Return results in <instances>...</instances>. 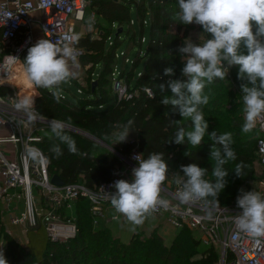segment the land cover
Instances as JSON below:
<instances>
[{
    "label": "trees",
    "instance_id": "obj_1",
    "mask_svg": "<svg viewBox=\"0 0 264 264\" xmlns=\"http://www.w3.org/2000/svg\"><path fill=\"white\" fill-rule=\"evenodd\" d=\"M89 6L98 17L110 25V28L107 31L102 29L97 34L88 32L81 35L78 44L81 50L79 63L90 74L89 86L84 91L85 96L79 98L77 102H72L60 95L61 99L57 102L50 90L42 88L41 93L35 98V108L39 116L48 120L53 118L70 120L71 126L88 132L107 146L110 145L109 138L113 137L117 125L126 124L131 119L134 121L132 131L137 132L138 138L124 143L121 148H114L121 156L127 157L133 149H138L144 158L151 152H163L165 160L175 163L179 174L183 175L181 166L194 163L207 169L206 178L212 179L213 163L210 160L212 141L206 135L197 148L188 143L182 145L169 143L178 129V125L172 121H180L179 126L185 129L191 128V121L183 120L178 110L160 103L163 95H171V92L166 90L164 94L160 93L158 85L166 83L169 79H183L184 65L178 48L181 46L180 31L186 26L172 20V15L178 9V0L137 1L138 12L143 18L147 11L151 13L150 41L146 51L145 67L137 78L136 85L130 87L133 72L126 75L123 71L121 74L122 78H126L129 91L132 93V98L121 100L113 94L111 87L112 74L119 59L116 48L119 41L118 38L112 37V33L113 25L117 22L122 31L126 26L131 30L130 6L126 0H90ZM141 25H144L143 21ZM133 34L136 37V32ZM240 51L247 54L243 44ZM99 64H102L100 69ZM169 67L174 70L172 77L164 75V69ZM238 71L239 66L230 69V77L238 89L227 87L229 81L227 78L217 79L205 88L209 103L203 106L202 110L209 124V133L217 130L218 134L225 132L232 134L231 146L237 160L230 161L225 168L232 172L237 163L243 162L246 165L245 174L248 175L254 170L255 155L259 163L256 148L259 132L254 129L250 133H243L242 114H226L236 105H240V86L247 82L238 79ZM7 82L18 86L20 97L35 96L38 92L35 86L27 81L21 61L14 66ZM145 87L151 88L153 97L146 94ZM0 92L3 95L15 94L14 89L8 87H1ZM67 134L75 141L76 153H71L66 144L52 136L50 128L39 143L48 158L51 174H58L66 183L82 181L88 187L95 188L122 170L124 161L117 153L106 152L99 156L95 153L91 139L68 129ZM54 145H59L62 149V155L59 157L50 150ZM228 194L232 200L223 203L220 193L217 205L227 206L236 203L240 194L239 187L231 188ZM75 214L79 233L68 243L52 244L48 241L47 249L39 255L40 250L34 241L28 240L27 246H23L5 230L0 229V251L3 252L8 264H219L218 250L203 246L192 232L195 244L204 250L197 260H190L185 256L191 241L187 235L189 231L187 228L181 229L170 246L164 242L158 230H154L146 239L133 234L128 242H123L115 237L109 228L92 226L86 201L79 203ZM40 230L41 228H33L28 232L39 234Z\"/></svg>",
    "mask_w": 264,
    "mask_h": 264
},
{
    "label": "clouds",
    "instance_id": "obj_2",
    "mask_svg": "<svg viewBox=\"0 0 264 264\" xmlns=\"http://www.w3.org/2000/svg\"><path fill=\"white\" fill-rule=\"evenodd\" d=\"M175 23L199 25L207 34L202 42H193L190 38L183 41L178 52L183 61V79H169L158 85L160 93L170 90L171 95H163L160 103L178 110L183 120L191 121V128L185 129L180 121L174 137L169 143L182 145L188 143L193 148L201 145L207 135L212 141L210 160L212 179H207L208 170L197 164L181 166L183 175H177L180 185L176 199L181 204L203 201L217 204L219 194L225 189L229 171L225 165L236 161L232 148L233 138L230 132L218 134L217 130L208 132L209 124L203 113V106L209 103L205 88L214 81L225 80L233 66H239L238 79L242 83L240 100L243 105L242 132H252L258 123L264 126V0H178V9L172 15ZM88 31L95 27V17L87 19ZM81 34L66 32L61 39H39L28 48L22 62L23 73L29 83L37 88L48 89L59 102L62 84L77 79L80 68L78 48ZM247 49L243 54L241 45ZM15 64L20 61L9 56ZM164 75L172 77L173 68H165ZM150 97L151 89L144 88ZM17 111L26 114L30 123H35L38 113L35 97L24 95L14 102ZM134 121L117 125L113 133L112 145L126 141L132 131ZM71 122L53 118L49 120L51 135L67 145L71 153H76L75 141L67 134ZM57 157L62 155L59 145L51 149ZM27 157L35 162H42L39 149H26ZM134 159L138 166L132 169V180L119 179L114 182L115 192L109 194L110 204L118 216H122L131 229L141 226L145 220L159 209H167L170 201L161 196L162 185L168 178V164L163 152H151L147 158L143 154ZM243 162L237 163L234 173L237 177L245 176ZM236 205L242 211L234 216L237 230L252 238H264V193L240 190ZM118 218V217H117ZM0 264H8L0 251Z\"/></svg>",
    "mask_w": 264,
    "mask_h": 264
},
{
    "label": "built area",
    "instance_id": "obj_3",
    "mask_svg": "<svg viewBox=\"0 0 264 264\" xmlns=\"http://www.w3.org/2000/svg\"><path fill=\"white\" fill-rule=\"evenodd\" d=\"M89 5L90 0H0V76L7 77L12 69L9 56L23 62L28 48L39 39L56 41L66 32L77 33L76 23L83 21ZM36 12L40 14L37 18ZM36 28L39 29L37 35ZM227 76L230 77V71ZM1 87L14 89L13 83L4 80H0ZM111 87L118 100L132 98L128 84L121 75L117 76V67L112 74ZM79 92H83L81 87ZM19 97V93L11 96L0 92V146H7L9 152L0 147V216L5 232L13 236L10 226L18 227L24 234L30 226L43 228L50 243H68L79 233L75 211L81 201L88 205L94 228L119 220L121 216L112 208L108 193L115 192V181H131L132 178L120 171L95 188L82 181L64 186L52 184L48 158L39 146L43 135L37 133L49 125V120L38 115L35 123H30L26 114L14 107ZM256 129L259 132L258 160L264 167V126L258 123ZM29 147L39 149L42 162L27 157ZM116 153L124 163L132 162L134 168L138 166L134 159L141 154L138 149H133L127 157ZM176 179H170V186L162 185L161 196L171 202L170 206L148 218H161L178 229L187 228L203 246L218 250L220 264H264V238H252L235 227L234 216L242 211L236 203L227 206L203 201L181 204L175 195L180 189ZM254 190L264 193V178Z\"/></svg>",
    "mask_w": 264,
    "mask_h": 264
},
{
    "label": "rangeland",
    "instance_id": "obj_4",
    "mask_svg": "<svg viewBox=\"0 0 264 264\" xmlns=\"http://www.w3.org/2000/svg\"><path fill=\"white\" fill-rule=\"evenodd\" d=\"M127 3L130 6V11H131V22L132 26L131 30H129V26H126L125 30L122 31L119 35H117V30L119 28V23H115L113 25V33L112 37L113 38H118V45H117V53L119 55V59L117 62V76L121 75L123 71H125L126 75L129 73L133 72V77L131 78L130 81V87L133 88L136 85L137 78L139 77L140 73L144 70L145 63H146V51L148 47V43L150 41V19H151V13L150 11H147L145 13V17L141 16L138 12L137 9V1L138 0H126ZM89 16H94L95 17V27L93 31H88L87 29V19ZM144 22V25H141V22ZM110 28V25L103 20L102 18L98 17L93 10L90 9V6L87 8L84 19L82 22H77L76 23V30L77 33H80L81 35H84L88 32H92L94 34H97L100 30L106 29V31ZM144 30V32H143ZM202 28L199 25H187L180 31V37H181V46L183 45V41L185 39L190 38L193 42L200 43L202 42L205 38H207V34L202 32ZM134 32H136V37H134ZM143 32V41L141 42V34ZM39 33V29L36 28V35ZM81 53V51H80ZM27 56V54H26ZM25 56V58H26ZM139 58V60H137ZM181 58V56H180ZM182 60V58H181ZM102 64H99V69ZM79 76L77 79L71 80L68 83L62 84L60 87V95L65 96L68 100L72 102H77L79 98H82L85 96L84 91L88 88L89 86V78L90 74L86 70V68H80L78 69ZM229 81L227 84V87L236 90L238 89V86L233 82L231 77L228 78L226 77ZM124 82H126V78H122ZM80 87L82 88L83 92L80 93L79 89ZM14 88V93L18 94L19 89L18 86L13 84ZM37 93L35 94V98L41 93L42 88H37ZM137 93V91H136ZM243 105L242 102L240 105H236L233 110L229 113H226L227 115H235V114H242L243 116ZM39 123H37L38 125ZM49 129V125L39 129L37 132L39 135H44L46 134L47 130ZM256 129V128H255ZM7 130V129H6ZM5 130V132H6ZM136 131H130L126 141L116 143L112 145L113 139L112 137L110 139V145L108 144V147L101 144L100 142H97L95 140H92L94 143L95 147V153L99 156L103 155L106 152H114L116 150H113L114 148H121L122 145L126 142L132 141V139L135 137ZM90 139V138H89ZM2 150L7 152V146L2 145L0 146ZM9 153V152H7ZM255 155V154H254ZM167 164H169V178L171 180L177 178V175L179 174L178 169H176L175 163L170 160H166ZM214 163V162H212ZM254 170L250 172L248 175H245L243 177H237L235 173L229 172V176L226 178L228 183L225 187V189L221 192V198L223 203H229L232 199L229 198L228 191L237 186L239 189H243L244 191H251V188L254 187L260 180L264 178V167L260 165L257 161L256 155L254 159ZM3 222L1 221L0 218V229H4L3 227ZM115 227L117 228V231L120 235V238L124 241L128 240L129 238V233L131 226L128 224L126 226H121L119 224H116ZM147 227L152 228L154 230H159L160 234L164 238V242L170 246L172 240L174 237L177 236V234L181 231V229H178L168 222L164 220H150V221H145L139 228H144ZM11 231L13 232V238L18 241L20 244L23 246H27L28 240L34 241L37 246L39 251V255H42L44 251L48 247V238L46 235V232L44 231L43 228H41L39 234H35L33 232H28L27 234H24L18 227H11ZM138 236H142L145 239L148 238L146 236H149V233H135ZM187 235L190 236L191 241L189 242V247L188 251L186 252L185 256L189 258L190 260H197L200 258V253L204 248L200 247L199 245L195 244V241L192 239V233L190 231H187ZM220 264V261H219Z\"/></svg>",
    "mask_w": 264,
    "mask_h": 264
},
{
    "label": "crops",
    "instance_id": "obj_5",
    "mask_svg": "<svg viewBox=\"0 0 264 264\" xmlns=\"http://www.w3.org/2000/svg\"><path fill=\"white\" fill-rule=\"evenodd\" d=\"M39 13L38 12H36L35 14H34V16L37 18V17H39ZM138 138V135H137V132L135 133V137L132 139V140H136ZM134 163H132V162H128V163H124V166H123V168H122V174L123 175H125V177H128V178H132V169L134 168ZM164 185H167V186H170L171 185V181H170V178L168 177L167 179H166V181L164 182ZM150 220H164V219H161V218H147L145 221H150ZM165 221V220H164ZM116 224H119V225H121V226H126V225H128V222L121 216L120 217V219L119 220H117V221H114V222H112V223H110V224H107L105 227H107V228H109L110 230H111V232H112V234L115 236V237H117V238H119L121 241H123V242H128L129 240H130V238L132 237V235L133 234H135V233H140V232H143V233H149V234H151L153 231H154V229H152V228H147V227H144V228H139V226L138 227H136L134 230H132V229H130V235H129V238H128V240H126V241H124V240H122L121 238H120V235H119V233H118V231H117V228L115 227V225ZM21 230V229H20ZM22 231V230H21ZM159 231V230H158ZM23 232V231H22ZM160 232V231H159ZM24 233V232H23ZM28 233V232H27ZM26 233V234H27Z\"/></svg>",
    "mask_w": 264,
    "mask_h": 264
},
{
    "label": "water",
    "instance_id": "obj_6",
    "mask_svg": "<svg viewBox=\"0 0 264 264\" xmlns=\"http://www.w3.org/2000/svg\"><path fill=\"white\" fill-rule=\"evenodd\" d=\"M121 32H122V28L120 27L117 30V35H119ZM68 130L73 131V132L78 133V134H81L87 138H90L92 140H95V141L100 142L101 144L107 146L105 143H103L102 141H100L99 139H97L96 137H94L93 135L89 134L88 132H86L82 129H79V128L74 127V126H70V128ZM51 182H52V184H54L56 186H64L66 184V182L58 174H55L52 176ZM28 230H33V227H31V226L28 227Z\"/></svg>",
    "mask_w": 264,
    "mask_h": 264
},
{
    "label": "bare ground",
    "instance_id": "obj_7",
    "mask_svg": "<svg viewBox=\"0 0 264 264\" xmlns=\"http://www.w3.org/2000/svg\"><path fill=\"white\" fill-rule=\"evenodd\" d=\"M18 62H19V61H18ZM18 62H16L15 64H13L12 69H11V71L9 72V74L7 75V77L0 76V80L7 81V80L11 77L12 70H13L14 66H15Z\"/></svg>",
    "mask_w": 264,
    "mask_h": 264
}]
</instances>
